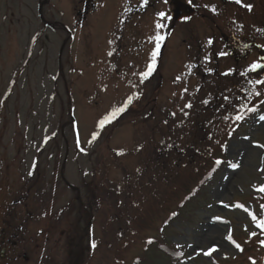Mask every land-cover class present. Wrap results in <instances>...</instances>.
Returning a JSON list of instances; mask_svg holds the SVG:
<instances>
[{"label":"rangeland","instance_id":"obj_1","mask_svg":"<svg viewBox=\"0 0 264 264\" xmlns=\"http://www.w3.org/2000/svg\"><path fill=\"white\" fill-rule=\"evenodd\" d=\"M83 1L0 0V250L8 247L0 264H264V232L258 234L257 227L264 217V192L257 191L264 186V148L258 146L264 145L259 120L264 85H251L252 94L237 100L242 96L222 80L225 92L215 101L204 84L194 101L183 97L180 71L179 84L167 91L166 61H157L153 75L140 83L156 46L149 38L168 32L167 20L164 29H156L158 13H167L165 1L132 15L134 1L98 0V11L87 17L80 14ZM58 5L61 21L72 15L79 22L70 39L39 18L42 6L52 24ZM118 12L127 17L125 26L114 20ZM150 15L156 17L143 33L140 27ZM173 36L176 44L169 47L180 54L181 29ZM160 43L165 52L164 40ZM106 49L122 64L112 68L101 57ZM226 63L223 69L230 66ZM170 91H175L172 99ZM135 93L139 99L101 129L99 121ZM188 103L191 108L184 107ZM240 105L257 111L241 108L246 119L229 135L233 121L223 117H234ZM94 133H99L95 139ZM220 145L227 150L220 151ZM215 154L223 162L208 165ZM55 157L61 176L52 195ZM5 181L13 184L7 196ZM229 231L243 251L225 239ZM150 239L154 243H147ZM166 245L175 253L162 249ZM213 245L218 250L205 256L201 249Z\"/></svg>","mask_w":264,"mask_h":264},{"label":"flooded vegetation","instance_id":"obj_2","mask_svg":"<svg viewBox=\"0 0 264 264\" xmlns=\"http://www.w3.org/2000/svg\"><path fill=\"white\" fill-rule=\"evenodd\" d=\"M122 1L123 0H117L119 3H122ZM131 1L135 2L129 7V12L132 15L136 14L135 12L137 11L139 12V15H142L144 12L152 11L158 2V0H148V4L145 6L142 4V0ZM186 1L191 2L196 7V11L193 15L189 14L186 7L183 8L181 14L177 13L175 15L173 0H167L166 3V14L171 17V19L167 20L168 32L166 33L164 39L165 52H163V45L162 52H159L157 56V61L158 63L162 61H166L167 63L166 80L168 82H165V88L167 91L173 90L175 84H179L177 77L180 71L183 77V84L181 85L183 86L184 98L199 100L201 98V92L204 90V88L201 90L202 86L206 84L207 87L205 88H207V93L210 95L213 91L214 99L217 101L221 97L222 93L225 92V90H222V80L232 83V91L239 93L238 95H241L242 98L252 94V84L249 83V80L255 78V73H249L247 77H244L240 76L239 72L243 71L248 65H250L253 62L254 57L259 59L260 56L264 54V47H259L260 45H264V32L257 31V29H264V0H242L243 4H251L253 6L251 11H249L246 7H243L241 4H236L234 0H213V5H216L219 11L218 15L213 14L209 8L205 7V0ZM83 4L84 8L83 10H80V14L84 11L86 13L85 17H87V15L91 12L98 11V0L97 5H94L93 0H84ZM76 6H78V4H76ZM56 11L57 15H55L53 23L51 24L46 22V16L42 12V6H40L39 18L42 22H44V25L46 23V26L51 25L56 30L66 31L67 39H70L73 36L74 30L77 28V24L79 22L73 19L72 15L70 20L69 17H66L65 22H63L61 21L62 19H60L63 13L59 5ZM180 15L185 18H183V20H179L177 17ZM78 16L79 14L76 12L75 17ZM129 16L130 14L128 15V18H130ZM151 17L155 18L156 16L150 15L147 19V21H149L140 27V30H143V33H145L146 30L152 26ZM126 18L125 14L120 15L119 12L117 16H114V20L116 21L119 19L118 21H122L123 26L126 25L127 20H124ZM240 25H243L242 29L240 28ZM179 29H181L182 37V49L180 54L175 50H171L169 47L170 43H172L173 46L174 43L176 44L175 41L173 42V35ZM209 39L213 41L211 45L208 44ZM80 41L81 40L77 42L78 45L80 44ZM156 43L157 42L153 40L152 44H154V46ZM161 44L162 43H160V45ZM245 45H250L251 47L246 48ZM58 47V61L61 65L64 47L62 45L60 46V44ZM221 51L228 52L229 55L222 59V57L217 56V53ZM110 53L111 52L106 49L102 52L101 57H103V59L106 57L107 60L110 61L108 64H110L112 68H116L122 64V61L119 58L120 56L118 58H113L117 55H112L111 53L112 56H110ZM209 54H211L210 62L205 61L204 59L205 56ZM146 60L148 62V58H146ZM226 61L230 66L223 69V67H225V64L223 65V63H226ZM181 67L183 68L181 69ZM209 69H211V71H208ZM229 69H236V72L230 75H223V73L228 72ZM192 80L195 81V84L191 83ZM163 82L164 79L161 78L160 85H162ZM128 86H130V84L125 85L122 92L125 93ZM184 89H187V92H185ZM174 92L175 91H170L168 95L170 96V99H172ZM143 96L145 95H142L141 97ZM156 100L157 98L155 97L150 99L148 97H144V101ZM133 101L135 100L133 99ZM38 160L39 159L37 158L36 161ZM52 160L54 165V182L51 194L55 195L59 191L60 187V182L56 178L61 176V168L58 157H55ZM47 161L48 164H50L51 159L49 158ZM35 166L38 167L39 165L35 164ZM40 171L41 170L38 169V175L41 174ZM68 185L70 186V184ZM31 186V189H36V185L31 183ZM1 187L6 194L5 196L9 195L13 190V184L8 183L7 181L2 183ZM19 193L21 192L19 191ZM26 194H20V196L22 197ZM8 221L11 222L10 220ZM7 251L8 247L2 246L0 250V255L3 253L2 258H5ZM19 255L20 254L15 255V258H18ZM22 257L26 262H29V256L27 254H22ZM69 264H72L71 261H69Z\"/></svg>","mask_w":264,"mask_h":264},{"label":"snow or ice","instance_id":"obj_3","mask_svg":"<svg viewBox=\"0 0 264 264\" xmlns=\"http://www.w3.org/2000/svg\"><path fill=\"white\" fill-rule=\"evenodd\" d=\"M234 2L236 4H241L243 7H246L249 11L252 10V5L251 4H243L242 0H234ZM165 3H167V0H165ZM142 4L143 5H147L148 4V0H142ZM206 8H209L213 14L218 15L219 11L216 7V5H205ZM158 16L160 17V20L157 21L156 23V29L158 30H162L165 28L166 26V20L171 19V17L167 16V14L165 12H160L158 13ZM240 28H243V25H240ZM257 31L259 32H264V29H257ZM150 40H154L156 41V46H155V50H153L150 54V62L146 65V70L141 72L139 75L141 77L140 79V83H143L145 80H148L153 73L156 70V64H157V56L159 54L160 51V42H162L165 39L164 35H161L159 31H157L155 36H152L149 38ZM213 43V41L211 39H209L208 44L211 45ZM246 48L251 47L250 45H245ZM259 47H264V45H260ZM111 55V53H110ZM229 55L228 52L225 51H221L219 53H217V56L223 57V56H227ZM205 61H209L211 59V54L205 56ZM208 71H211V69H209ZM236 72V69H229L228 72L223 73V75H230L232 73ZM249 73H256L258 75L259 78L256 79H252L249 80V83L252 84L253 89H256L257 86L259 85H264V56H261L258 60L253 61L250 65H248L243 71L239 72L240 76H244L247 77L249 75ZM177 79H180V77H177ZM185 92H187V89H184ZM254 95L259 97L261 96V92L259 90L254 91ZM140 97V93H135L133 97H129L128 100L126 101L125 105H122L121 107L113 110L108 116L104 117L103 119H101L99 121V126L101 129H103L105 127L106 122H111L113 120V118H115L117 116L118 113L122 114L123 112L127 111V105H130L133 103V99H139ZM224 99L226 101L230 100V98L228 96H225ZM242 99V97H237V100ZM204 103H208V101H204ZM261 103H264V100L261 101ZM185 108H191L192 105L191 103H188L184 106ZM224 105H221V108H223ZM241 108H244L246 111L248 112H255L257 111V109L255 107L253 108H247L246 105H240L239 107H236V114L234 115V117H230L228 115H225L223 117L224 120H229L232 119L233 123L235 122H243L246 117L245 115L241 112ZM183 111V110H182ZM217 111H219V109H217ZM185 115H187L188 113H184ZM173 115H175V113H173ZM260 121H264V115L259 117ZM238 126V125H237ZM234 131V129H233ZM99 135V133H94L93 134V139H95L97 136ZM231 135V133L229 134ZM245 139H250V137H245ZM261 148H264V145H258ZM224 150H227V145H222L221 146ZM84 149H81V151H83ZM223 161L221 160H217L216 164H221ZM230 167H232L233 169H236L239 167L238 163H230L229 165ZM139 171V169H138ZM261 171H264V169H261ZM257 191L260 192H264V186H261L259 189H257ZM225 207H228V205H225ZM234 207H238V208H244V205L242 204H236L234 205ZM261 210H264V204L260 205ZM245 211H248L247 209H245ZM173 216L177 215L176 213L172 214ZM215 219H220L219 217L215 218ZM252 220L255 222L257 221V217L255 214H252ZM257 227L259 229H261L262 231H264V220H259L257 223ZM251 236H256L257 232L253 231L252 233H250ZM225 239L229 242H231V244L235 245V247L237 249H239L240 251H243V249L241 248V245L239 243H237L232 235L231 232L229 231V233L226 235ZM147 243L151 244L154 243L153 240H149L147 241ZM261 246H264V240L260 241ZM95 243H93V247H95ZM177 248H182L183 245L181 244H177L176 245ZM188 247H192L191 244L188 245ZM218 250V246L217 245H213L212 247H210L207 251H204L203 249H201V251L203 252V254L205 256H212V254L214 252H216ZM251 259V258H250ZM253 264H255V261L253 260Z\"/></svg>","mask_w":264,"mask_h":264},{"label":"water","instance_id":"obj_4","mask_svg":"<svg viewBox=\"0 0 264 264\" xmlns=\"http://www.w3.org/2000/svg\"><path fill=\"white\" fill-rule=\"evenodd\" d=\"M173 1L175 3L176 11H178V13L181 12L183 5H186V8L190 12V14H193L195 12L194 6L188 4V2H186L185 4L183 0H173ZM178 18H182V17H178Z\"/></svg>","mask_w":264,"mask_h":264},{"label":"trees","instance_id":"obj_5","mask_svg":"<svg viewBox=\"0 0 264 264\" xmlns=\"http://www.w3.org/2000/svg\"><path fill=\"white\" fill-rule=\"evenodd\" d=\"M205 177H206V176H205ZM205 180H206V178H204V179L202 180V183H204ZM209 181H210V180H209ZM192 192H193V191H189V193H188L187 196H186V197L189 198V200L193 198V196H192ZM203 192H204V191H201V192L198 194V197H200L201 194H203ZM196 196H197V195H196ZM203 196H204V195H203ZM158 250H159V249H155V251H158Z\"/></svg>","mask_w":264,"mask_h":264}]
</instances>
